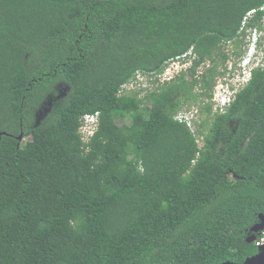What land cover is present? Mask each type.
<instances>
[{"label": "trees", "instance_id": "16d2710c", "mask_svg": "<svg viewBox=\"0 0 264 264\" xmlns=\"http://www.w3.org/2000/svg\"><path fill=\"white\" fill-rule=\"evenodd\" d=\"M263 22L264 0H0V264L257 255L264 66L225 113L211 100L226 45L242 58ZM184 58L188 71L143 98L124 89ZM192 105L206 115L196 132L176 119Z\"/></svg>", "mask_w": 264, "mask_h": 264}, {"label": "built area", "instance_id": "2783aa9c", "mask_svg": "<svg viewBox=\"0 0 264 264\" xmlns=\"http://www.w3.org/2000/svg\"><path fill=\"white\" fill-rule=\"evenodd\" d=\"M255 11L251 12L254 13ZM250 13V14H251ZM249 14V15H250ZM260 31L259 30H252L249 36L248 41V50L246 51L244 57L240 60V63L235 66V64L230 63V69H234L236 72V75L234 77V82L231 84L225 83L221 81L217 87H215V90L213 92V98L211 102L213 103V106L216 105V109L218 113L223 114L227 111L229 107L227 105L231 102H234L236 99V95L244 88L246 87L249 82L252 79L253 71L257 69L258 67H263V59L261 49L259 50L260 45ZM261 53V54H260ZM261 55V56H260ZM173 62V61H172ZM171 63V62H170ZM168 63L165 71L163 74H167L170 72V66L172 64ZM162 74V75H163ZM156 76L159 78L160 76ZM142 75L139 74L137 76V79L141 77ZM136 79V80H137ZM136 80L131 81L127 85L124 86V89L128 86H132ZM168 82V81H165ZM225 84V85H224ZM223 88V92H221V89ZM231 91V98L227 96V93H230ZM231 101V102H230ZM229 104V105H230ZM179 122L185 123L188 128L191 130V122L190 119L187 116L182 115L180 118H176ZM99 122V115H86L82 120V126L80 128V134L81 131H85L87 136L86 138L82 136V141L84 143H88L92 137L95 135L98 127ZM89 129V130H84ZM194 132V130H191ZM82 135V134H81ZM87 139V142H85ZM258 237L252 242L255 243L256 247L259 251H262L264 249V230L260 232V234L257 235Z\"/></svg>", "mask_w": 264, "mask_h": 264}, {"label": "rangeland", "instance_id": "374dc122", "mask_svg": "<svg viewBox=\"0 0 264 264\" xmlns=\"http://www.w3.org/2000/svg\"><path fill=\"white\" fill-rule=\"evenodd\" d=\"M263 25H264V22H263ZM251 32L252 31L248 32V36H250ZM260 40H261L260 41L261 47L259 46L258 49L259 50L261 49V53H262V57L261 58L263 59V61H262L263 64L262 65L264 66V29H263V31H260ZM248 41H249V37H247V44H248ZM247 50H248V45L244 48V52L246 53ZM225 52L228 55H230L231 59L226 64L225 75L221 76V77H218L216 79V87L218 86V84L221 81H223L225 83H228V84H231V83L234 82V77L236 75V72H235L234 69H232V70L230 69V63H233L236 66V65H238L240 63V60L244 57L243 56L240 59L236 58L233 55L234 47H232V45H230V44L226 45ZM192 62H193V59H191V58H184V59H181V60L173 61V62L170 63V64H172L170 66V69H171L170 72L167 73V74H163L162 76L157 78L159 81H157L156 78H150V77L142 75L141 77H139V79L136 80V82L132 86H128L127 88H125V90L127 92H130V91L131 92L132 91L141 92V98H143L148 92L153 91L154 89H156L159 84L164 83L165 81H170V80L174 79L176 76L180 75V73L188 71L193 65ZM204 66L208 67V65H204ZM204 66H202L201 68L198 69V75L205 71V67ZM222 71H223V69L221 70V72ZM221 92L224 93L223 92V88L221 89ZM227 96H229L231 98V101L233 100L232 97H231V91H230V93H227ZM232 103L233 102H231V104ZM229 104L227 105V107L231 106V104L230 105ZM45 111H47V108H45L43 110V112H45ZM200 111H201V109L197 105H192L189 108H184L183 110H181L176 115V118H180L182 115L187 116L190 119V122H191V130H194L196 132V130H197L196 123L200 122L201 120L206 118V115H202L200 113ZM216 111H217L216 105H214L213 112H216ZM41 117H42V115L39 116V118H41ZM118 124L121 125L122 122L120 121ZM84 130H89V129H84ZM81 134H82L83 137L86 138L87 134H86L85 131H81ZM30 138H31L30 136L29 137H25V138H23L22 142L26 143L27 141L30 140ZM85 142H87V139H86ZM199 145H200V147H203V141L202 140H199ZM222 146H223V144L221 143L219 148H222ZM258 234H260V233H258ZM257 237H258L257 234H250V235H248L247 241L252 243Z\"/></svg>", "mask_w": 264, "mask_h": 264}, {"label": "water", "instance_id": "95a60500", "mask_svg": "<svg viewBox=\"0 0 264 264\" xmlns=\"http://www.w3.org/2000/svg\"><path fill=\"white\" fill-rule=\"evenodd\" d=\"M19 139L23 140V136H20ZM261 218H262V222L256 225L252 230L255 234L260 233L261 231L264 230V218L263 217ZM222 264H236V263L225 262ZM243 264H264V249L262 251H259L257 255L248 258Z\"/></svg>", "mask_w": 264, "mask_h": 264}, {"label": "clouds", "instance_id": "9594fccd", "mask_svg": "<svg viewBox=\"0 0 264 264\" xmlns=\"http://www.w3.org/2000/svg\"><path fill=\"white\" fill-rule=\"evenodd\" d=\"M260 46V45H259ZM261 47V46H260Z\"/></svg>", "mask_w": 264, "mask_h": 264}]
</instances>
